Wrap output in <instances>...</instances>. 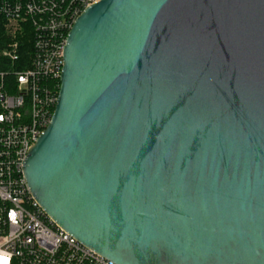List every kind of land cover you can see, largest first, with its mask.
Returning a JSON list of instances; mask_svg holds the SVG:
<instances>
[{
	"label": "water",
	"instance_id": "water-1",
	"mask_svg": "<svg viewBox=\"0 0 264 264\" xmlns=\"http://www.w3.org/2000/svg\"><path fill=\"white\" fill-rule=\"evenodd\" d=\"M23 172L114 264H264V0L84 9Z\"/></svg>",
	"mask_w": 264,
	"mask_h": 264
},
{
	"label": "built area",
	"instance_id": "built-area-1",
	"mask_svg": "<svg viewBox=\"0 0 264 264\" xmlns=\"http://www.w3.org/2000/svg\"><path fill=\"white\" fill-rule=\"evenodd\" d=\"M98 1L0 0V264H114L51 221L23 172L54 112L67 35Z\"/></svg>",
	"mask_w": 264,
	"mask_h": 264
},
{
	"label": "trees",
	"instance_id": "trees-1",
	"mask_svg": "<svg viewBox=\"0 0 264 264\" xmlns=\"http://www.w3.org/2000/svg\"><path fill=\"white\" fill-rule=\"evenodd\" d=\"M31 55V41L29 38L21 41V57L29 58Z\"/></svg>",
	"mask_w": 264,
	"mask_h": 264
}]
</instances>
